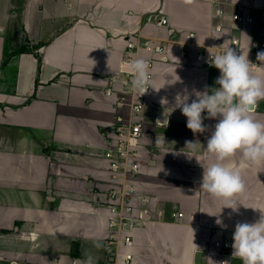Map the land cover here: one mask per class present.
I'll list each match as a JSON object with an SVG mask.
<instances>
[{"label": "crops", "instance_id": "crops-1", "mask_svg": "<svg viewBox=\"0 0 264 264\" xmlns=\"http://www.w3.org/2000/svg\"><path fill=\"white\" fill-rule=\"evenodd\" d=\"M245 2L256 4L251 8L254 24L241 30L231 27L229 17L224 22L228 38L242 36L250 48L252 41L264 40V0ZM216 8L213 0H0V214L8 216L12 226H19L0 240L1 245L6 243L2 247L8 248L0 255V264H43L57 254L71 264L87 253L95 257V264H114L108 260L106 238L94 234L91 223L95 216L106 220L100 225L106 235V215L93 203L97 183L94 174L102 161L105 127L115 115L114 101L105 90L121 84L114 77L126 58L130 35L141 34L144 40L163 38L172 27L180 34L196 32L204 44L216 34ZM155 14L168 16L170 23L157 27L149 19ZM168 45V61L152 55L153 86L158 91L152 89L151 102L143 113L150 133L146 142L153 146L155 157L170 166L179 161L188 173L184 175V188L175 187L181 193L176 195H187L190 200L181 209L188 223L166 222L170 220L166 206L176 196L142 189L149 198L144 206L152 214L165 209L166 218L139 229L134 259L129 264H219L217 254L208 255L205 261L203 252L208 247L214 250L217 235L221 240L233 239L236 224L244 222L239 220L240 211L217 212V198L200 189L202 165L215 162L214 155L204 149L218 120L204 119L207 130L194 134L176 103L178 93L185 88L202 91L205 86L218 87L215 79L220 72L214 66L197 64L193 52L187 60L179 58L178 53L186 51L187 46ZM251 71L264 77V66ZM172 79L176 81L167 84ZM161 113L167 116L163 126L154 121ZM251 115L264 122V100ZM83 121L86 126H82ZM158 127L163 130L158 131ZM157 136H162L165 144L153 145ZM189 141L195 143L194 148L186 146ZM235 157L241 159L237 171L253 182V168L264 166V161L250 163L237 152L224 163L234 168ZM153 162L155 168L159 162ZM54 165L76 171L72 174L75 188L59 186L65 177ZM192 174L198 175L197 179ZM153 177L159 176L155 173ZM261 177L264 179V174ZM77 205L82 208L75 209ZM217 214L227 216L226 233L217 232ZM79 215L85 220L78 219ZM2 227L8 228L6 224ZM30 231L37 239L21 235ZM73 243L77 244V253H73ZM97 243L101 247L97 248ZM228 259L230 264H242L238 258Z\"/></svg>", "mask_w": 264, "mask_h": 264}, {"label": "built area", "instance_id": "built-area-1", "mask_svg": "<svg viewBox=\"0 0 264 264\" xmlns=\"http://www.w3.org/2000/svg\"><path fill=\"white\" fill-rule=\"evenodd\" d=\"M213 1L217 3L215 15L219 20L214 26L216 34L211 36L208 42L201 44L196 32L180 34L172 27L167 29V37L163 38L151 36L144 40L145 37L141 34H133L127 40V54L123 63L137 57L148 59L153 85L155 61L152 55H156L161 61H168L169 43L187 46L186 51L178 53L179 57L187 60L193 52L195 61L204 67L212 66L211 57L222 53L228 47L236 50L238 54L247 52L248 47L244 44L242 36L228 38L229 29L224 21L229 17L233 21L232 28L244 30L255 23L251 8L256 4L251 6L245 0ZM230 6L231 11H229ZM262 9L264 10V6ZM149 19L157 27H164L170 23L169 17L164 14H155ZM262 19L264 21V14ZM262 33L264 35V29ZM259 51H264V40L252 41L248 51V59L252 63L251 70L263 69L264 63L257 61ZM114 78L121 80V84L119 86L112 84L105 90L106 95L114 101L116 113L111 124L105 128V144L101 151L102 161L96 168L99 173L94 186L97 191L94 193L93 203L106 215L108 231L106 242L112 249L114 264H129L134 259L133 249L136 246V234L139 229L146 226L148 222L165 221L166 211L158 209L155 214H152L144 206L149 200L147 194L139 190L138 185L135 184V180H142L143 175L148 173V167L151 166V161L145 157L146 139L150 133L149 124L143 113L151 102L152 88L142 95L131 91L129 88L131 76L122 72L121 69ZM159 115L154 117V121L157 125L163 126L165 124L158 121ZM145 214H148V217ZM166 222L187 224L188 217L182 210L173 211L170 214V220ZM29 237L33 240L37 239L34 232L30 233ZM224 243L227 247L230 240ZM215 244L221 243L217 244L216 241ZM45 264H62V259L59 255H55Z\"/></svg>", "mask_w": 264, "mask_h": 264}, {"label": "clouds", "instance_id": "clouds-1", "mask_svg": "<svg viewBox=\"0 0 264 264\" xmlns=\"http://www.w3.org/2000/svg\"><path fill=\"white\" fill-rule=\"evenodd\" d=\"M248 51L249 48L247 52L238 54L236 50L228 47L222 53L211 57V65L220 72L215 79L218 87L205 86L202 91H189L185 88L178 93L176 103V107L187 118L186 126L194 134L207 130L204 119L218 120L204 149L207 154L214 155L215 162L207 167L202 165L200 189L223 200L225 203L222 208H231L234 212L238 211L239 205H243L236 197L246 193V183L241 172L224 161L237 152L242 153L243 158L250 163L264 161V122L251 115L258 102L264 100V77L252 73ZM257 61L264 63V51L257 52ZM121 71L131 76V91L142 95L149 88L157 90L150 79L151 65L148 59L137 57L125 61ZM175 81L169 80L167 84ZM205 112L207 116H202ZM156 144H165L162 136L157 137ZM186 146L194 148L195 143L189 141ZM216 216L217 225L226 227L219 215ZM232 238V258H238L242 264H264V213L256 223L238 222ZM95 246L101 247L99 243ZM74 264H95V257L87 253L76 259ZM220 264H229V261H221Z\"/></svg>", "mask_w": 264, "mask_h": 264}, {"label": "rangeland", "instance_id": "rangeland-1", "mask_svg": "<svg viewBox=\"0 0 264 264\" xmlns=\"http://www.w3.org/2000/svg\"><path fill=\"white\" fill-rule=\"evenodd\" d=\"M218 20H219V18H217V22H218ZM178 56H179V54H178ZM115 113H116V110H115ZM84 122L85 121H83L82 126H86V124ZM162 130H163V127H160V128L158 127V131H162ZM149 140H152V138H149ZM81 144H83V143H81ZM147 144H148L147 150L149 153L147 152L145 157L147 158V160H150L151 162L158 160L159 164L157 163L158 165L155 168H153L152 166L148 167V173L147 174L145 173L142 177V179H144V181L141 179H139V180L137 179V180H135V184H136V186L138 185L139 190L145 189L147 192H152V194H157V195H162V196H166V195L167 196H171V195L176 196L177 198H175L173 200V202H168V204H167L168 206H166L168 208V212H169L167 214H169L168 216H170L171 212L180 211L183 207L185 208L188 206V202L190 200L187 197V195H182V196L176 195V194H181V193H178L179 191L177 189H175V187L181 188V186L184 188V186H183V184H184L183 180H185L184 175H185V173L186 174H188V173L184 171V169L182 167L183 165L179 161L178 162L175 161L176 163H173V165L170 166L168 164H165V162L163 161V158L158 159L157 157H155L152 154L153 146L150 145L148 142H147ZM154 144H156L155 141L153 142V145ZM97 152H99V151H97ZM233 159H234V165H233L234 169L238 170L239 168H235V167L240 164L239 162H241V159H240V157H239V160L236 159V157ZM60 166H55V165L53 166L56 169L60 168L61 174L66 178V179L64 178L63 180L61 178L60 182L58 183L59 186L65 187L66 189L75 188L77 185V182L74 180L75 178H73L74 176L72 174H73V172L76 173V171H74L72 168H69L67 166H61V167ZM98 173H99L98 170L95 169V174H94L95 179L98 177ZM155 173H156V176H159V177H153V175ZM148 174L152 175V177L150 179L148 177L145 178V176H147ZM263 174H264V166L259 165V166L253 168V175H254L253 182L251 181L252 179L249 180L250 176L247 178L243 177V179L246 183V194H248V195L246 198L242 197V196H237L236 199L239 203L243 204L245 207H252L254 209L245 208L243 205H239L238 211H240V213L238 216H239L240 222L243 221L244 223L245 222L246 223H252V221H256V219H258L257 221H259L261 214L264 213V211L262 209L263 204H264V179H262V177H261V175H263ZM192 176L197 179L198 175L192 174ZM151 180H153L154 182L148 183L149 181L151 182ZM192 187H196V185L193 183ZM93 191H94V193L97 191L96 187L93 188ZM216 202H217V204H215V206L212 204L211 205H212V207L213 206L215 208L217 207L216 208L217 212H226V211L228 212L229 211L230 214H232L234 212L231 208H227V207L222 208L224 206V203H225L223 200L217 199ZM78 206L79 205H77L74 208L75 209L76 208L77 209L82 208L81 206H79V207ZM50 214L52 215L53 213H50ZM251 214H252V217H250ZM217 215H219V214H217ZM226 217L227 216H225V214L219 215V218L222 220L223 225H226V227H227ZM78 219L85 220V217L82 215H79ZM8 220H9L8 216H6L5 214H0V238H2L0 240H3V238H4L3 235H5L9 232H16L19 228V226L16 225V223L13 224V226H12V222H10ZM105 221L100 216H95L94 221H91V223H93V225H94V230H95L94 234L102 235L104 238H107V236H108L107 230H106V235H105L104 231L101 230V228H104L101 226H103V223H105ZM5 224L8 226L7 229H4L2 227ZM216 227H217V232L223 231L224 233H226L225 227H223L221 225H217ZM21 231H23V230H21ZM96 231H98L99 233H97ZM18 232H20V230ZM30 233H32V231L22 232L21 235L24 236L27 234V236L29 237ZM92 234H93V232H92ZM229 240H230V244H229V246L226 247L224 242H227ZM231 240L233 241V239H231V238H228L226 240H221L220 236L217 235V244L218 243H221V244L220 245H216V244L213 245L212 248L214 250H211L210 247H208L209 249H207L206 251L203 252V253H205V255L203 254L205 261H207L208 255H210L211 257H214L217 254V258H218L217 263H219V264L221 261H225L229 257H231L232 256L231 252H233L232 251L233 249L231 247L233 242ZM0 242H2V241H0ZM5 244H6L5 242L2 243V245H5ZM2 245L0 244V255H4L3 251L5 249H8V248H5V246L2 247ZM72 248H73V253L74 252L77 253V244L76 243H73ZM111 252H112V249H110V254L108 256V260H109V262L114 263L113 255L111 254ZM57 255H59V254H57ZM60 257L62 259V264H66L67 260L65 259V257L62 255H59V258ZM228 261H229V259H228ZM45 263H47V262H45ZM71 264H74V261ZM229 264H230V262H229Z\"/></svg>", "mask_w": 264, "mask_h": 264}, {"label": "water", "instance_id": "water-1", "mask_svg": "<svg viewBox=\"0 0 264 264\" xmlns=\"http://www.w3.org/2000/svg\"><path fill=\"white\" fill-rule=\"evenodd\" d=\"M158 121L166 124L167 123V116L165 114H160L158 116ZM152 163H154V162H152ZM145 215H146V217H148V214H145Z\"/></svg>", "mask_w": 264, "mask_h": 264}]
</instances>
